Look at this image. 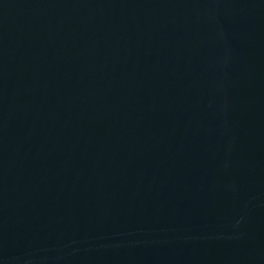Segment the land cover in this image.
Listing matches in <instances>:
<instances>
[{"label":"water","instance_id":"1","mask_svg":"<svg viewBox=\"0 0 264 264\" xmlns=\"http://www.w3.org/2000/svg\"><path fill=\"white\" fill-rule=\"evenodd\" d=\"M0 264H264V0H0Z\"/></svg>","mask_w":264,"mask_h":264}]
</instances>
